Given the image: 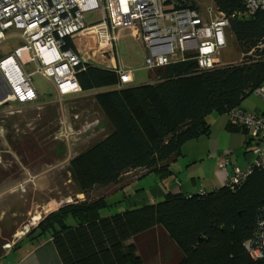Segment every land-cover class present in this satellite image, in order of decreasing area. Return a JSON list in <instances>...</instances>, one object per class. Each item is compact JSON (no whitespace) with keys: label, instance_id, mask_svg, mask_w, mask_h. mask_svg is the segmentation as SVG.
I'll list each match as a JSON object with an SVG mask.
<instances>
[{"label":"trees","instance_id":"obj_1","mask_svg":"<svg viewBox=\"0 0 264 264\" xmlns=\"http://www.w3.org/2000/svg\"><path fill=\"white\" fill-rule=\"evenodd\" d=\"M213 1L228 18L226 35L242 50L239 62L201 68L190 52L150 69L146 82L119 88L115 69L76 67L79 93L96 90L92 97L101 113V134L73 154L63 171L75 196L83 198L46 213L22 240L36 244L49 235L62 264H147L148 246L171 249L167 264H264L262 169L235 188L225 183L192 194L168 191L156 203L107 216L99 212L109 205L107 194L131 180L167 175L181 146L208 134L209 114L240 107L264 84V8L246 13L244 0ZM65 48L74 45L66 39ZM228 130L247 135L239 125L229 123ZM41 144L27 135L21 143L11 141L25 164L40 158L42 148L60 153L57 141L52 151ZM256 249L260 255L252 256Z\"/></svg>","mask_w":264,"mask_h":264},{"label":"built area","instance_id":"obj_2","mask_svg":"<svg viewBox=\"0 0 264 264\" xmlns=\"http://www.w3.org/2000/svg\"><path fill=\"white\" fill-rule=\"evenodd\" d=\"M244 4L246 13L264 8V0H244ZM214 10L204 13L197 0H0V43L11 35L20 40L0 57V108L38 98L33 72L48 77L58 97L79 93L75 72L83 63L115 69L121 83L130 82L131 69L117 66L114 55L122 29H131L143 45L144 68L164 65L173 54L181 58L186 50L194 53L199 67L216 66L221 63L219 50L225 46L228 18ZM89 12H96L97 19L86 22ZM66 39L73 49L65 48ZM76 40L83 42V52ZM29 64L32 71L27 70ZM254 93L264 101V84ZM227 114L229 123L246 128L255 143L251 164L235 167L227 178L226 183L235 188L255 169L264 171V112L234 107ZM227 162L222 160L220 168L225 170ZM250 253L260 255L258 249Z\"/></svg>","mask_w":264,"mask_h":264},{"label":"rangeland","instance_id":"obj_3","mask_svg":"<svg viewBox=\"0 0 264 264\" xmlns=\"http://www.w3.org/2000/svg\"><path fill=\"white\" fill-rule=\"evenodd\" d=\"M197 2L200 9L207 12L212 10L215 13L213 0ZM96 19V12L85 15L86 22ZM123 31L124 36L118 42L117 39L115 41L116 58L124 67L133 69L134 85L144 83L148 80L149 72L142 65V45L131 36V29H122L120 35ZM85 39L83 41H86ZM19 43L20 40L15 35L8 36L0 43V57ZM76 43L83 52V42L80 44L76 40ZM225 44L224 48L219 50L220 62H239L242 59V50L237 48L228 34L225 37ZM190 52L192 51L186 50L184 54ZM172 58L175 59L177 56L173 54ZM32 69L31 64L27 65L28 71ZM31 79L39 95L34 102L0 108V254L11 249V246L7 248L6 244H18V241L24 239L25 234L46 213L63 203L74 201V197L83 198L80 194L75 196V186L63 175V171L73 154L101 134L97 128L100 124V111L99 109L96 111L97 105L91 93L58 97L48 77L33 72ZM91 91L94 93V90ZM252 99L264 104L261 97L255 93L247 96L242 104ZM25 135L34 137L38 143H43L42 146L47 142V145H50L49 151L54 147L52 141H57L60 153L52 156L42 148L40 158L33 157L25 164L11 146V141L21 143ZM99 212L101 216H107L108 207L102 208ZM143 253L147 255V264H167L172 255L171 249L159 246L151 250L148 246Z\"/></svg>","mask_w":264,"mask_h":264},{"label":"crops","instance_id":"obj_4","mask_svg":"<svg viewBox=\"0 0 264 264\" xmlns=\"http://www.w3.org/2000/svg\"><path fill=\"white\" fill-rule=\"evenodd\" d=\"M203 12L205 13V10ZM123 33L124 31L121 35L120 32L118 33L117 42L124 36ZM130 34L134 37L131 32ZM225 37H227L226 32ZM117 42L114 47L115 58ZM142 48L144 57L146 51L143 45ZM120 63L121 61L117 60V66ZM132 72L133 69L129 72V83L123 84L119 80V85L115 88H119L121 85H134ZM93 92L96 93V90ZM88 93L94 94L92 91L86 92V94ZM240 107L264 112V104L256 99L246 101ZM95 108L98 111V106ZM99 116H101L100 112ZM207 122L209 124L208 134H201L184 143L180 153L168 163L169 172L167 175L161 177L152 173L144 174L131 180L122 189L108 193L106 196V201L109 204L107 215L156 203L162 200L168 191L192 194L218 188L227 182L228 176L233 173L235 167L243 169L251 164L255 156V143L248 141L246 134L228 130L229 116L227 113L212 112L208 115ZM225 159H228V162L226 169L223 170L219 163ZM0 264H62V262L51 237L45 235L36 244L21 240L17 247L3 252Z\"/></svg>","mask_w":264,"mask_h":264},{"label":"clouds","instance_id":"obj_5","mask_svg":"<svg viewBox=\"0 0 264 264\" xmlns=\"http://www.w3.org/2000/svg\"><path fill=\"white\" fill-rule=\"evenodd\" d=\"M202 10V9H201ZM150 70V69H149ZM129 83V82H128ZM124 84H127V83H124ZM57 95V94H56ZM71 95H73V94H71ZM66 96H68V95H66ZM66 96H62V97H66Z\"/></svg>","mask_w":264,"mask_h":264}]
</instances>
